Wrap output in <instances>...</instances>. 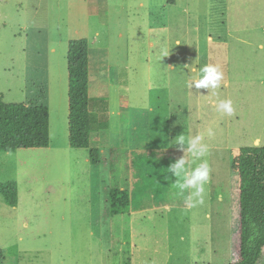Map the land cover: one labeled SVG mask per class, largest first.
<instances>
[{
	"label": "rangeland",
	"instance_id": "1",
	"mask_svg": "<svg viewBox=\"0 0 264 264\" xmlns=\"http://www.w3.org/2000/svg\"><path fill=\"white\" fill-rule=\"evenodd\" d=\"M170 3L0 0V97L7 104L45 97L51 140L45 150L0 152V191L16 184L18 197L11 208L0 196V264L234 258L231 150L264 147V0ZM78 39L90 50V111L100 120L90 145L98 166L88 150L67 145L66 53ZM162 50L169 55L160 61ZM205 64L223 72L216 94L188 87ZM121 97L130 102L126 125ZM219 100H231L234 114L217 112ZM180 135H201L206 156L193 162ZM183 157L192 167L209 165L202 205L189 206L191 190L173 187L168 168ZM112 189L131 194L129 214L111 215Z\"/></svg>",
	"mask_w": 264,
	"mask_h": 264
},
{
	"label": "trees",
	"instance_id": "2",
	"mask_svg": "<svg viewBox=\"0 0 264 264\" xmlns=\"http://www.w3.org/2000/svg\"><path fill=\"white\" fill-rule=\"evenodd\" d=\"M169 3L172 4L173 0H169ZM89 55L85 39L68 41L67 145L74 150H88L91 164L98 166L99 151L90 145L91 136L99 129L100 120L90 111ZM39 99L42 102L40 104H7L0 97V152L15 153L49 148V108L44 102L45 97ZM129 104L127 97L120 98L119 119L124 125L128 123ZM103 105L105 109L107 104ZM232 178L237 182L235 193L233 191L236 198L235 224L231 223L235 231L231 254L235 251V256L229 264L264 263V147L232 149L231 180ZM2 190L1 200L7 206L15 208L18 201L16 184H13L11 190ZM131 206V194L127 190L110 191L111 215H127Z\"/></svg>",
	"mask_w": 264,
	"mask_h": 264
},
{
	"label": "clouds",
	"instance_id": "3",
	"mask_svg": "<svg viewBox=\"0 0 264 264\" xmlns=\"http://www.w3.org/2000/svg\"><path fill=\"white\" fill-rule=\"evenodd\" d=\"M169 53L166 50H162L159 53L160 61L162 58L167 57ZM195 71V69H193ZM201 76L199 79L190 80L188 87L191 89H207L212 91L221 88V82L224 79L223 72L218 66L212 64H205L200 69ZM203 95V94H201ZM216 111L231 116L234 114V108L231 100H219L215 103ZM212 131L209 130V135H212ZM178 145L184 150V152L191 153L195 160L206 156L208 153V145L203 143V137L196 135L195 137H189L185 140L183 135H180ZM186 145V146H185ZM172 176L175 177L173 187H176L183 193L185 190H191L187 197L189 206H195L196 204H204L205 186L210 180V168L206 161L199 163L196 167L188 165L186 160L183 158L170 165L168 168ZM166 179H170L166 177ZM182 181V182H181Z\"/></svg>",
	"mask_w": 264,
	"mask_h": 264
}]
</instances>
